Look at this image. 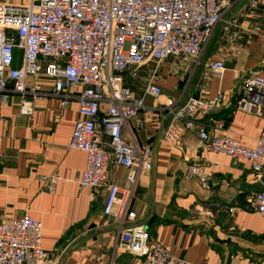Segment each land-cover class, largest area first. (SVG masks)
<instances>
[{
  "label": "crops",
  "instance_id": "crops-1",
  "mask_svg": "<svg viewBox=\"0 0 264 264\" xmlns=\"http://www.w3.org/2000/svg\"><path fill=\"white\" fill-rule=\"evenodd\" d=\"M246 2L234 0L223 14L198 64L170 58L161 65L155 82L162 94L147 96L145 107L127 124L138 146L151 147L153 162L134 185L128 206L134 219H126L122 227L145 226L152 242L191 264H264V213L227 210L244 205L245 196L264 190V183L248 161L207 152L197 135L204 127L253 146L264 132V110L257 115L236 108L244 79L254 72L264 76V0L247 9ZM218 57L224 59V71L207 75L205 63ZM149 74L142 67L126 82L141 94ZM37 83L42 92L30 117L18 113L15 94L0 107V219L28 213L40 220L42 247L51 253L45 264H142L141 256L114 248L119 226L102 212L106 188L78 184L86 155L67 149L78 118L77 100L61 107L52 80L41 77ZM219 93L222 102L198 115L178 144L163 139L188 98L212 100ZM104 114L102 104L100 116ZM183 122L181 118L176 124ZM191 165L207 177V186L186 175ZM112 170L114 182L125 187L127 171L115 165ZM49 174L64 179L53 192L42 179Z\"/></svg>",
  "mask_w": 264,
  "mask_h": 264
},
{
  "label": "built area",
  "instance_id": "built-area-1",
  "mask_svg": "<svg viewBox=\"0 0 264 264\" xmlns=\"http://www.w3.org/2000/svg\"><path fill=\"white\" fill-rule=\"evenodd\" d=\"M262 0H247L243 8L256 7ZM234 0H0V107L11 94L18 95V113L31 116L41 95L37 81L52 80V93L61 107L78 103V118L67 149L85 153L86 163L78 184L106 188L102 212L119 226L114 244L141 256L142 264H191L173 255L160 242H152L143 225L122 227L133 220L128 210L133 188L141 174L152 168L153 151L140 147L127 129L130 119L145 107L147 96L162 94L155 78L168 59L198 64L203 45L212 35ZM264 63V55L263 60ZM150 74L142 93L126 81L144 66ZM224 59L205 63L207 75L224 71ZM190 97L167 126L163 139L176 145L186 130L195 127L198 115L221 103ZM105 114L100 116V106ZM236 108L261 115L264 110V76L254 72L242 84ZM183 118L182 126L177 121ZM199 145L236 161L246 160L257 178L264 171V132L253 146L240 143L228 132L211 134L197 129ZM112 165L124 168L126 186L113 180ZM186 175L196 176L207 186V177L196 166ZM53 192L55 174L42 177ZM218 205L217 203H214ZM213 205V204H212ZM264 213V190L248 193L242 206L228 207ZM122 227V228H121ZM51 253L42 247V227L28 213L0 219V264H45Z\"/></svg>",
  "mask_w": 264,
  "mask_h": 264
},
{
  "label": "rangeland",
  "instance_id": "rangeland-1",
  "mask_svg": "<svg viewBox=\"0 0 264 264\" xmlns=\"http://www.w3.org/2000/svg\"><path fill=\"white\" fill-rule=\"evenodd\" d=\"M8 1H12V2H25V1H27V0H8ZM169 61V60H168ZM148 68L149 67H151V66H153V64H149V65H146ZM145 67V66H144ZM161 68V67H160Z\"/></svg>",
  "mask_w": 264,
  "mask_h": 264
},
{
  "label": "water",
  "instance_id": "water-1",
  "mask_svg": "<svg viewBox=\"0 0 264 264\" xmlns=\"http://www.w3.org/2000/svg\"><path fill=\"white\" fill-rule=\"evenodd\" d=\"M261 180H262V182L264 183V171H263V174H262Z\"/></svg>",
  "mask_w": 264,
  "mask_h": 264
}]
</instances>
